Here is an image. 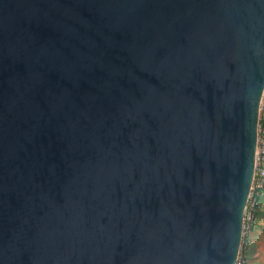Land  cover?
Returning <instances> with one entry per match:
<instances>
[{"label": "water", "instance_id": "obj_1", "mask_svg": "<svg viewBox=\"0 0 264 264\" xmlns=\"http://www.w3.org/2000/svg\"><path fill=\"white\" fill-rule=\"evenodd\" d=\"M264 0H0V264H235Z\"/></svg>", "mask_w": 264, "mask_h": 264}, {"label": "built area", "instance_id": "obj_2", "mask_svg": "<svg viewBox=\"0 0 264 264\" xmlns=\"http://www.w3.org/2000/svg\"><path fill=\"white\" fill-rule=\"evenodd\" d=\"M264 191V85L259 100L253 174L243 212V222L251 225L256 219L259 198ZM248 203V204H247ZM248 206V207H247ZM242 222V223H243Z\"/></svg>", "mask_w": 264, "mask_h": 264}, {"label": "rangeland", "instance_id": "obj_3", "mask_svg": "<svg viewBox=\"0 0 264 264\" xmlns=\"http://www.w3.org/2000/svg\"><path fill=\"white\" fill-rule=\"evenodd\" d=\"M248 204V203H247ZM262 203H260V198H259V205L256 210V219L251 225H246L244 222L242 223V232H241V238H240V243H239V248H238V254L236 258L235 264H250V261L247 262L245 260V251L247 249V240H248V235L250 233H256L257 237L260 239V244L254 246V250L252 253V264H264V233H260L258 231V227L264 223V217L262 214ZM246 205V204H245ZM248 207V206H247ZM262 221V222H261Z\"/></svg>", "mask_w": 264, "mask_h": 264}, {"label": "crops", "instance_id": "obj_4", "mask_svg": "<svg viewBox=\"0 0 264 264\" xmlns=\"http://www.w3.org/2000/svg\"><path fill=\"white\" fill-rule=\"evenodd\" d=\"M260 203H262L261 204L262 205V214H263V216H261V218H262V217H264V191L262 192V194L260 196ZM258 231L260 233H264V223H262L258 227ZM247 237H248V240H247V249L245 251L246 252L245 253V260L247 262L250 261V264H252V261H253L252 255L255 253V252L252 253V251L254 250V246L260 244L261 242H260V239L257 237L256 233H250Z\"/></svg>", "mask_w": 264, "mask_h": 264}]
</instances>
